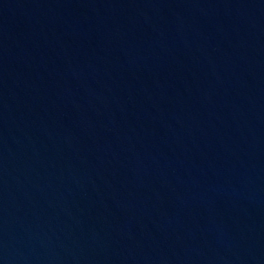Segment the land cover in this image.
Masks as SVG:
<instances>
[{
  "label": "water",
  "instance_id": "obj_1",
  "mask_svg": "<svg viewBox=\"0 0 264 264\" xmlns=\"http://www.w3.org/2000/svg\"><path fill=\"white\" fill-rule=\"evenodd\" d=\"M0 264H264V0H0Z\"/></svg>",
  "mask_w": 264,
  "mask_h": 264
}]
</instances>
